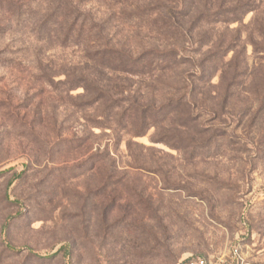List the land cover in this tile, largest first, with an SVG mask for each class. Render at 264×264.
I'll use <instances>...</instances> for the list:
<instances>
[{"label": "rangeland", "instance_id": "374dc122", "mask_svg": "<svg viewBox=\"0 0 264 264\" xmlns=\"http://www.w3.org/2000/svg\"><path fill=\"white\" fill-rule=\"evenodd\" d=\"M177 3L0 0V264H264V0Z\"/></svg>", "mask_w": 264, "mask_h": 264}, {"label": "trees", "instance_id": "16d2710c", "mask_svg": "<svg viewBox=\"0 0 264 264\" xmlns=\"http://www.w3.org/2000/svg\"><path fill=\"white\" fill-rule=\"evenodd\" d=\"M173 1H177L178 2L177 4H180L179 8L177 6V11H178V15L179 16L180 15L181 16L190 15V13H191V8H190L191 4L186 3V5H185L184 0H173ZM172 10H174V8H172ZM172 10H170V8H169L165 12L167 13V15L170 16V18L174 19V16L172 15ZM237 12H239V10ZM216 15H217L216 13L210 14L209 16L203 15L204 16L203 19L209 20L211 18H214ZM179 16L178 17L176 16L175 18L179 19ZM200 17H201V15L198 18H200ZM75 80L76 81H73V82L70 81V84H72L73 86H77L76 84H79V83L83 82L82 84H84V86H85V85H87L86 84L87 82H90L89 79L87 77H85V76H81L79 78H76ZM136 106L138 107V109H137L138 110L137 111V117L140 119V121H142L143 123H146V120L148 118V112L150 111V109L148 107H146V106H141L138 103H136Z\"/></svg>", "mask_w": 264, "mask_h": 264}, {"label": "built area", "instance_id": "2783aa9c", "mask_svg": "<svg viewBox=\"0 0 264 264\" xmlns=\"http://www.w3.org/2000/svg\"><path fill=\"white\" fill-rule=\"evenodd\" d=\"M182 264H245V259L238 248L227 256L211 258L205 255H196Z\"/></svg>", "mask_w": 264, "mask_h": 264}]
</instances>
